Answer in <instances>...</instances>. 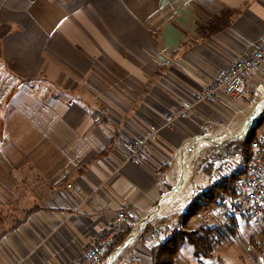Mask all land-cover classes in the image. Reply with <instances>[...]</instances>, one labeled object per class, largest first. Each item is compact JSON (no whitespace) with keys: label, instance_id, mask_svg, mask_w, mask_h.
I'll return each instance as SVG.
<instances>
[{"label":"crops","instance_id":"obj_1","mask_svg":"<svg viewBox=\"0 0 264 264\" xmlns=\"http://www.w3.org/2000/svg\"><path fill=\"white\" fill-rule=\"evenodd\" d=\"M225 10L230 25L205 35ZM263 43L264 0H0V264H80L120 211L144 217L163 197L162 222L178 220L211 183L203 160L261 119L264 65L242 102L199 103L141 162L118 153ZM136 249L150 263L152 246Z\"/></svg>","mask_w":264,"mask_h":264},{"label":"built area","instance_id":"obj_2","mask_svg":"<svg viewBox=\"0 0 264 264\" xmlns=\"http://www.w3.org/2000/svg\"><path fill=\"white\" fill-rule=\"evenodd\" d=\"M263 65L264 43L251 55L238 59L230 71L206 84L196 94L194 101L180 99L167 113L160 127H153L137 139L129 149L119 151L120 159L124 163H138L144 160L150 151L151 143L157 139L160 128L173 127L179 120L191 118L201 102L211 103L220 96H225L234 103L242 102L249 95L250 81L255 78ZM255 92L264 99V88L261 85L256 87ZM203 149L202 137H196L184 143L178 151L182 176L188 155L192 153L198 155ZM251 149L252 159L248 171L238 182L236 204L225 199L213 206L205 207L195 217L168 223L162 222L167 209L163 202L164 197L144 217L132 216L126 210L120 211L114 228L101 236L92 248L85 251L80 264H149L136 249L139 243L152 246L177 231H187L188 227L194 231L217 223L226 224L233 216L250 218L255 226L264 231V123L251 141ZM71 186V184L68 185V187ZM129 221H135V223L128 230ZM125 230H128V233L124 241L115 244L116 237Z\"/></svg>","mask_w":264,"mask_h":264},{"label":"trees","instance_id":"obj_3","mask_svg":"<svg viewBox=\"0 0 264 264\" xmlns=\"http://www.w3.org/2000/svg\"><path fill=\"white\" fill-rule=\"evenodd\" d=\"M234 12L236 11L225 10L221 14L213 16L210 22L202 27V30H205V35H210L228 27L232 21ZM263 123L264 116L261 117L257 126L252 128L244 138L225 144V151H223L224 154L221 157L223 155L231 156L233 158L232 165L228 163L218 167L217 171L219 173L217 179L206 188L194 194L187 209L180 214V219L187 220L195 217L205 207L213 206L225 199H229L233 204H236L238 182L247 173L252 159L251 141L257 135V128ZM238 218L233 216L230 222L226 224L217 223L213 226L194 231L191 230L190 232L177 231L171 236L164 237L160 242L152 245V256L149 264H177V259L181 254L184 244L187 242L194 246L197 256H208L211 253V245L214 243L213 237L215 232L218 233L225 229H236ZM126 235V230L121 232L116 237L115 244L122 243Z\"/></svg>","mask_w":264,"mask_h":264},{"label":"rangeland","instance_id":"obj_4","mask_svg":"<svg viewBox=\"0 0 264 264\" xmlns=\"http://www.w3.org/2000/svg\"><path fill=\"white\" fill-rule=\"evenodd\" d=\"M7 109H3V115H5ZM7 128L9 127L7 126ZM204 150L200 153L203 154ZM223 151L225 149L216 152L214 154L215 157L224 154ZM215 157L212 155L209 159L212 161ZM209 159L203 160L201 167H208L210 163L213 164L214 162V170L211 169L212 173L211 175L209 174L211 181L208 178V181L204 184L209 183V181L212 183L217 179L215 172L220 165L228 163L232 165L233 161V158L228 155L218 157V160H213L212 162ZM196 172V177H201L202 170L199 168ZM178 218L180 219V215ZM187 231L190 232L191 228L188 227ZM213 238L214 243L211 245V253L208 256H197L194 246L188 242L185 243L177 259V264H264V231L258 226H255L252 219L239 216L236 229H225L218 233L215 232Z\"/></svg>","mask_w":264,"mask_h":264},{"label":"bare ground","instance_id":"obj_5","mask_svg":"<svg viewBox=\"0 0 264 264\" xmlns=\"http://www.w3.org/2000/svg\"><path fill=\"white\" fill-rule=\"evenodd\" d=\"M187 169V168H186ZM186 174H187V172H186ZM185 180V179H184Z\"/></svg>","mask_w":264,"mask_h":264}]
</instances>
